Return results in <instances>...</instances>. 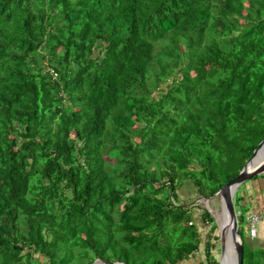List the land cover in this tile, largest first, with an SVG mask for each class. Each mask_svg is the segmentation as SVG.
Returning <instances> with one entry per match:
<instances>
[{"label":"trees","instance_id":"trees-1","mask_svg":"<svg viewBox=\"0 0 264 264\" xmlns=\"http://www.w3.org/2000/svg\"><path fill=\"white\" fill-rule=\"evenodd\" d=\"M263 136L264 0H0V264L193 258Z\"/></svg>","mask_w":264,"mask_h":264},{"label":"water","instance_id":"water-1","mask_svg":"<svg viewBox=\"0 0 264 264\" xmlns=\"http://www.w3.org/2000/svg\"><path fill=\"white\" fill-rule=\"evenodd\" d=\"M264 153V136L252 151L250 157L245 161L237 175L227 181L216 193L209 197H199L198 200L211 199L217 196L222 197L223 221L218 228L214 221L218 240V261L217 264H228V251L231 250L233 264H242V240L238 233L237 211L234 208V196L238 187L251 178L264 174V159L255 165L253 160L256 156ZM264 158V157H263ZM207 211V209H205ZM208 212V211H207ZM210 215V214H209ZM91 264H123L122 262H107L96 259Z\"/></svg>","mask_w":264,"mask_h":264},{"label":"rangeland","instance_id":"rangeland-1","mask_svg":"<svg viewBox=\"0 0 264 264\" xmlns=\"http://www.w3.org/2000/svg\"><path fill=\"white\" fill-rule=\"evenodd\" d=\"M256 178H258V176ZM251 179L248 180V182L253 181V179L255 178H251ZM243 187L244 186H241L238 188L237 194L239 191L243 189ZM176 193H177V203L184 204V205L186 204L187 207H190V214L195 218L196 226L199 228L198 234L200 238V245L198 246V250L194 253V259L192 261V264H205L204 257H203V246H204V243H206L207 241L210 242L212 245H214V248L211 253L214 259L218 261L219 250H218V240H217L216 229L213 232H209L208 229L210 227V224L208 225L201 224L199 221V218H200V214L202 213V211L207 209L208 213L210 214L209 216H211L213 220V223L215 221L218 228H220L221 227L220 223H222V217H221V208H220L219 199L214 200V201L198 200L199 196H197V194L195 193L194 189L191 187L190 184L182 185L176 191ZM234 199L238 200L234 208L235 209L240 208V204L242 201H240L238 195L236 197V193H235ZM239 233L242 236V240L244 241V239H246V229L244 227L240 228ZM107 256L111 257L110 252H107ZM141 258L142 257L139 256V258L136 260L137 264H150L148 261L144 262ZM39 260H41V258H39ZM182 264H184V262Z\"/></svg>","mask_w":264,"mask_h":264},{"label":"crops","instance_id":"crops-1","mask_svg":"<svg viewBox=\"0 0 264 264\" xmlns=\"http://www.w3.org/2000/svg\"><path fill=\"white\" fill-rule=\"evenodd\" d=\"M253 181L244 182L239 187L244 186L241 191H236V197L238 195L241 204L240 208H236L237 212L241 211L240 215H249L253 213H258L264 210V174L254 177ZM252 180V179H251ZM238 187V188H239ZM238 190V189H237ZM217 199L209 200L214 201ZM235 206V205H234ZM244 227L243 225L241 228ZM245 228V227H244ZM244 243L249 251H256L258 249H264V220L256 227V235L253 238L248 237L246 233V239ZM194 256V255H193ZM194 257L187 260H183L179 264H192Z\"/></svg>","mask_w":264,"mask_h":264},{"label":"built area","instance_id":"built-area-1","mask_svg":"<svg viewBox=\"0 0 264 264\" xmlns=\"http://www.w3.org/2000/svg\"><path fill=\"white\" fill-rule=\"evenodd\" d=\"M238 217H239V213H237V218ZM263 220H264V210L258 213L243 215V220L241 221L240 226H238V229H240L241 226L243 225L246 229V233L248 237L253 238L256 235V227L260 223H262Z\"/></svg>","mask_w":264,"mask_h":264},{"label":"bare ground","instance_id":"bare-ground-1","mask_svg":"<svg viewBox=\"0 0 264 264\" xmlns=\"http://www.w3.org/2000/svg\"><path fill=\"white\" fill-rule=\"evenodd\" d=\"M263 157H264V153H262V154L256 156V157L254 158V160H253V164H255V165L260 164V163H261L260 161H263V159H264ZM213 199H219V201H220L221 217H222V221H223L222 197L217 196V197H214V198H211V199H207V201H209V200H213ZM203 200H204V199H201V201H203ZM201 201H200V202H201ZM220 225L222 226V223H220ZM228 254H229V256H228V258H227L228 264H233V257H232V255H231V250L228 251Z\"/></svg>","mask_w":264,"mask_h":264},{"label":"clouds","instance_id":"clouds-1","mask_svg":"<svg viewBox=\"0 0 264 264\" xmlns=\"http://www.w3.org/2000/svg\"><path fill=\"white\" fill-rule=\"evenodd\" d=\"M237 213H239V212H237ZM189 225V224H188ZM237 226H240V225H237Z\"/></svg>","mask_w":264,"mask_h":264}]
</instances>
